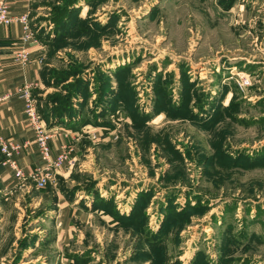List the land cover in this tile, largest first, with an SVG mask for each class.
Returning <instances> with one entry per match:
<instances>
[{
    "label": "rangeland",
    "instance_id": "obj_1",
    "mask_svg": "<svg viewBox=\"0 0 264 264\" xmlns=\"http://www.w3.org/2000/svg\"><path fill=\"white\" fill-rule=\"evenodd\" d=\"M37 5L41 115L103 128L59 189L99 184L109 217L57 248L38 190L0 209V264H264V0Z\"/></svg>",
    "mask_w": 264,
    "mask_h": 264
},
{
    "label": "crops",
    "instance_id": "obj_2",
    "mask_svg": "<svg viewBox=\"0 0 264 264\" xmlns=\"http://www.w3.org/2000/svg\"><path fill=\"white\" fill-rule=\"evenodd\" d=\"M2 1L7 4L11 16L27 14L30 23L34 17H38L39 13L44 10L37 5V0ZM48 29L49 27L46 28V32ZM32 31L35 38L30 39L26 43L30 53V60L26 65H21L15 63L14 60L15 53L23 46L22 37L24 32L21 23L14 20L8 25H0V97H2L0 100V140H5L9 145L22 146L16 152H13L12 157L15 159L18 168L25 174L30 172L38 163V152L34 145V131L29 125L24 111V98L17 94L16 90L23 84L30 85L33 96V93L41 85L40 72L43 45L39 38L40 31L34 29ZM74 110L77 111L74 116H70L67 112L63 113L60 118L57 115L50 116L48 120L41 115L48 127L58 126L71 131V135L75 131L84 129L80 137H86L80 140V137L73 138V135L66 137L63 134H58L50 140L53 156L57 155L67 145L71 147V155L76 160L72 168L67 169L65 167L59 170L53 183L47 184L43 189H37L32 179L18 178L9 165H2L0 161V209L5 210L10 204L12 206L17 205L18 202L25 198L26 201H29L28 206L33 203L32 205L35 208L38 202H31L33 199L32 193L38 190L55 194L52 209L48 213L51 224L55 225V235L52 240L54 245H57V248L60 249L69 245L71 238L75 235L77 224L80 222L87 221L96 213H99L98 215L102 218L109 217L102 213L101 199L96 197L97 192H102L103 189L99 184L93 189L94 195L67 187L62 193L59 189L60 183L72 180L70 179L72 178V173L80 165L82 167L83 164H89V155H84L87 160H83L77 153L78 150L85 146V141L88 139L91 142L98 141L103 135L101 124L93 119L92 116L89 117V115H92L91 113L85 116L82 111H78L75 107ZM104 134L107 135V132ZM3 157L1 155L0 160ZM81 160H83V163H80ZM100 197L102 198V196ZM113 201H116L114 197ZM113 201L111 203H114ZM3 213L0 212V230H2V226L6 222V216ZM115 214L119 217L118 212ZM68 261V264L73 263L70 259Z\"/></svg>",
    "mask_w": 264,
    "mask_h": 264
},
{
    "label": "built area",
    "instance_id": "obj_3",
    "mask_svg": "<svg viewBox=\"0 0 264 264\" xmlns=\"http://www.w3.org/2000/svg\"><path fill=\"white\" fill-rule=\"evenodd\" d=\"M14 20L19 21L23 29V46L14 55L15 63L26 65L30 60L29 49L26 43L35 38L34 33L31 30L29 17L27 14H21L19 16H11L8 11L7 4L0 0V25H8ZM17 94L24 98V111L27 121L34 131V145L38 152V163L35 167L25 174L20 168H18L15 159L12 157L13 152H16L20 146L9 145L5 140H0V156L4 157L0 160L2 165H9L15 172L18 178H30L34 181V185L37 189H43L47 184L55 181V175L61 169L65 167L67 169L72 168L75 165V157L71 155V147L65 145L63 149L55 156L51 153L50 140L58 134L64 136H74L73 138H79L84 132V129L75 131L71 135V131H67L58 126L48 127L36 104V99L31 94L30 85L23 84L16 90ZM2 97H0V100Z\"/></svg>",
    "mask_w": 264,
    "mask_h": 264
},
{
    "label": "trees",
    "instance_id": "obj_4",
    "mask_svg": "<svg viewBox=\"0 0 264 264\" xmlns=\"http://www.w3.org/2000/svg\"><path fill=\"white\" fill-rule=\"evenodd\" d=\"M41 34L43 35V33H42V31H40V33H39V36H41ZM40 38V37H39ZM63 113H65V112H63ZM63 113H59V114H57V117H61L62 115H63ZM47 120H48V118H46ZM125 219V218H124ZM123 220V219H122Z\"/></svg>",
    "mask_w": 264,
    "mask_h": 264
}]
</instances>
